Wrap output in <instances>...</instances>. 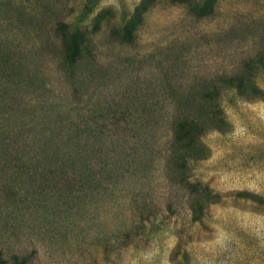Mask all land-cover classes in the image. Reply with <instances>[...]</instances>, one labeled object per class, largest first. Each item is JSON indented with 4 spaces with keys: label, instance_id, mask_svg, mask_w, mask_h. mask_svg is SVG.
<instances>
[{
    "label": "rangeland",
    "instance_id": "1",
    "mask_svg": "<svg viewBox=\"0 0 264 264\" xmlns=\"http://www.w3.org/2000/svg\"><path fill=\"white\" fill-rule=\"evenodd\" d=\"M10 103L91 172L27 191L0 163V264H264V0H0Z\"/></svg>",
    "mask_w": 264,
    "mask_h": 264
},
{
    "label": "trees",
    "instance_id": "2",
    "mask_svg": "<svg viewBox=\"0 0 264 264\" xmlns=\"http://www.w3.org/2000/svg\"><path fill=\"white\" fill-rule=\"evenodd\" d=\"M78 53L79 45L73 41L66 59L74 63ZM10 104L6 112L9 115L0 119V163L3 167H13L21 187L27 191L35 183L49 180L64 186L66 191L74 189L91 169L84 168L81 151L70 146L74 142L73 136H64L65 125L45 128L38 116H24L20 110L21 103L16 108ZM55 104L52 101L50 107ZM206 124V121L196 118L170 123L175 140H187L189 148L194 138L206 132ZM194 156L190 153L191 158ZM14 260L16 264H26V259L19 255Z\"/></svg>",
    "mask_w": 264,
    "mask_h": 264
}]
</instances>
